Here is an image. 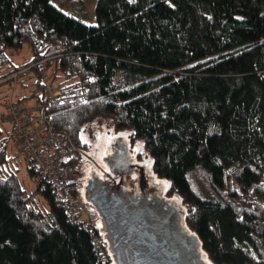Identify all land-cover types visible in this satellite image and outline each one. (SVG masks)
<instances>
[{
  "label": "trees",
  "instance_id": "1",
  "mask_svg": "<svg viewBox=\"0 0 264 264\" xmlns=\"http://www.w3.org/2000/svg\"><path fill=\"white\" fill-rule=\"evenodd\" d=\"M25 43L14 64L6 50ZM0 68L41 91L51 72L44 123L74 147L99 118L140 140L211 264H264V0H95L94 23L0 0ZM9 141L0 129V264H114L48 187L27 192L3 168Z\"/></svg>",
  "mask_w": 264,
  "mask_h": 264
},
{
  "label": "built area",
  "instance_id": "2",
  "mask_svg": "<svg viewBox=\"0 0 264 264\" xmlns=\"http://www.w3.org/2000/svg\"><path fill=\"white\" fill-rule=\"evenodd\" d=\"M23 70L25 69L0 79V83L7 80L16 82L17 74ZM40 82L43 91L35 89L37 103L34 107L19 106L9 96L4 121L10 124V141L33 173V191L37 194L48 187L52 200L61 207L68 221L90 230L93 248H101L104 244L97 228L98 215L85 202L80 190L81 179L75 173L76 148L65 135L51 132L42 116L44 103L38 97L43 92L45 100L58 97L59 84L47 69L40 74Z\"/></svg>",
  "mask_w": 264,
  "mask_h": 264
},
{
  "label": "water",
  "instance_id": "3",
  "mask_svg": "<svg viewBox=\"0 0 264 264\" xmlns=\"http://www.w3.org/2000/svg\"><path fill=\"white\" fill-rule=\"evenodd\" d=\"M120 164L124 168L123 160ZM113 186L114 179L107 178L80 190L98 215L97 228L114 264H211L193 231V239L187 241L190 247L183 250L172 235V219L167 224L150 220L144 208L126 205Z\"/></svg>",
  "mask_w": 264,
  "mask_h": 264
},
{
  "label": "flooded vegetation",
  "instance_id": "4",
  "mask_svg": "<svg viewBox=\"0 0 264 264\" xmlns=\"http://www.w3.org/2000/svg\"><path fill=\"white\" fill-rule=\"evenodd\" d=\"M75 148L76 163H88L87 167L83 166L84 176L80 178L82 189L84 185L95 186L107 178L114 179L113 189L123 197L126 205L144 208L152 221L167 224L172 219L171 232L177 244L183 250L190 247L187 241H191L193 236L185 224L186 210L181 198L169 193L165 180L159 178L149 163L142 159L141 151L128 135L114 131L107 134L99 159L83 147ZM121 152H124L123 157ZM122 160L124 168L120 167Z\"/></svg>",
  "mask_w": 264,
  "mask_h": 264
},
{
  "label": "rangeland",
  "instance_id": "5",
  "mask_svg": "<svg viewBox=\"0 0 264 264\" xmlns=\"http://www.w3.org/2000/svg\"><path fill=\"white\" fill-rule=\"evenodd\" d=\"M51 2L62 12L71 15L85 23H94V4L95 0H51ZM6 54L10 57L11 61L16 64H22L28 61L31 57V50L28 44H23V46L17 51L6 50ZM4 68H0V75L4 73ZM30 74H23L18 76L16 82L12 80L7 83L0 84V129L3 132V135H7L10 131V124L4 121V114L6 113V103L9 96L11 97L12 102H16L19 106L22 105L20 101L17 100L18 95L28 93L34 94V90L37 89L33 83V78H27ZM27 81L26 85L22 88L20 85L21 81ZM31 100V103L36 102L37 99L34 95L26 98ZM36 105V104H35ZM34 107V106H33ZM112 130L111 122L105 118H99L94 122L88 124L85 128V131L81 134L82 147L90 154L96 158H100L103 147L105 143V136L110 134ZM128 135V132L126 133ZM136 147L141 151L142 159L150 158L142 146L140 140H136ZM7 157L9 158L8 162L3 166L5 170H12L17 173L19 181L22 187L28 192L32 191V179L26 169L25 163L22 157L19 155L18 150L12 141L8 142L7 145ZM77 161V160H76ZM75 161L74 169L75 173L79 178L84 176L83 166L87 167L88 163L77 164ZM82 163V164H81ZM151 166V159L148 161ZM76 164L77 171H76ZM167 189L168 182L165 180ZM173 195H177L173 193ZM178 196V195H177ZM179 197V196H178ZM41 203L45 204L40 200Z\"/></svg>",
  "mask_w": 264,
  "mask_h": 264
},
{
  "label": "crops",
  "instance_id": "6",
  "mask_svg": "<svg viewBox=\"0 0 264 264\" xmlns=\"http://www.w3.org/2000/svg\"><path fill=\"white\" fill-rule=\"evenodd\" d=\"M14 64H16V63H14ZM3 71H6V69L5 70L3 69ZM27 78H29V77H27ZM26 82L27 81H25V80L20 82V85L22 86V88L26 85ZM30 95H32V94H28V93L20 94V95H18L17 100L20 101L23 106L33 107V106H35L36 102L31 103L30 99L29 100L26 99V98L30 97Z\"/></svg>",
  "mask_w": 264,
  "mask_h": 264
}]
</instances>
